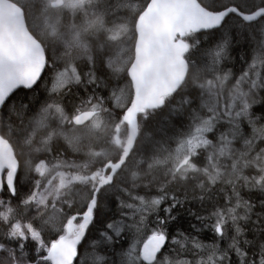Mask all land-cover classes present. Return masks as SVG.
Here are the masks:
<instances>
[{
	"label": "snow or ice",
	"instance_id": "6c2138e0",
	"mask_svg": "<svg viewBox=\"0 0 264 264\" xmlns=\"http://www.w3.org/2000/svg\"><path fill=\"white\" fill-rule=\"evenodd\" d=\"M261 92L264 0H0V264H264Z\"/></svg>",
	"mask_w": 264,
	"mask_h": 264
},
{
	"label": "trees",
	"instance_id": "16d2710c",
	"mask_svg": "<svg viewBox=\"0 0 264 264\" xmlns=\"http://www.w3.org/2000/svg\"><path fill=\"white\" fill-rule=\"evenodd\" d=\"M249 3L251 4L252 0H249ZM212 43H214V37L209 36L208 40L202 44V48H208ZM252 47H253V45L248 43V42H244L240 45H237L235 50L232 53L233 60L227 65V67L229 66L228 68L233 69L232 70L233 72L238 73L239 70L241 69V67L244 66V61H248V62L250 61L249 57L253 55ZM61 51L62 50L56 49V50H54V53H55V55H59ZM51 54H53V53H50V55ZM194 55H195V58H197V60L199 62L201 60L200 53H195ZM97 74L101 77L102 80H104L108 84V87H106V88H98L97 89L98 93L102 96H105V97H107L109 95V91L111 89H115L117 86L123 87V85L126 83V80L122 76L121 77L113 76L111 70L106 68V66H104L103 68H100ZM47 79H48V77H45V81H47ZM27 95L29 97H32L35 101H37V103L34 104V109H36L39 107V103L42 102L44 100L45 96L47 95V93L45 92V86L42 84L36 90L35 93L28 92ZM24 96H25L24 92L18 93L17 100H23ZM69 99H72V97H69ZM177 99H179V98H177ZM257 100H258V103L253 106L252 110L257 115H264V92L259 93ZM165 116H166V114H161L160 116H158L152 122L151 126L153 128H163L168 136L174 135V132L176 130H186V129H181L180 123L176 120H173V124L175 125V128H172V127L166 125ZM184 123L186 125L187 121H185ZM245 131L250 132L251 129L248 128L247 126H245ZM157 138H161V137L158 135ZM237 146H239V145H237ZM59 147H60V151L62 153H64V157H63L64 159L76 160L77 162H82L83 158L78 154H74L71 151V149H67L66 146H59ZM259 197H260V193H256L254 195L245 194L246 199L250 198V199L256 200ZM189 207H194V205L190 204ZM114 208H115V204L112 200H110L108 202L106 211L114 210ZM190 221L192 223L195 222L194 220H191V218L189 216H187V214H182V217L180 220L181 229L187 230L189 228V222ZM171 231H173V232L175 231V226H173ZM202 235H204V236H202ZM93 237H95V233H93ZM200 238L202 240H204L205 242H211L213 237H212V234L210 232H204V233L200 234ZM129 242H130V238H126L124 241H121V244L124 247H127V244ZM85 251L88 254L89 264H90V255H91L92 249L85 246ZM188 258L191 259L192 257L189 256Z\"/></svg>",
	"mask_w": 264,
	"mask_h": 264
},
{
	"label": "bare ground",
	"instance_id": "6f19581e",
	"mask_svg": "<svg viewBox=\"0 0 264 264\" xmlns=\"http://www.w3.org/2000/svg\"><path fill=\"white\" fill-rule=\"evenodd\" d=\"M58 50V49H57ZM60 50V49H59ZM250 62V61H249ZM229 67V66H228ZM231 70H233V69H231ZM124 86V85H123ZM261 105V104H260ZM239 147V146H238ZM202 236H204V235H202ZM208 237V236H207Z\"/></svg>",
	"mask_w": 264,
	"mask_h": 264
},
{
	"label": "rangeland",
	"instance_id": "374dc122",
	"mask_svg": "<svg viewBox=\"0 0 264 264\" xmlns=\"http://www.w3.org/2000/svg\"><path fill=\"white\" fill-rule=\"evenodd\" d=\"M107 68V67H106ZM86 247H88L87 245H85Z\"/></svg>",
	"mask_w": 264,
	"mask_h": 264
}]
</instances>
